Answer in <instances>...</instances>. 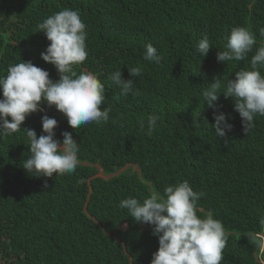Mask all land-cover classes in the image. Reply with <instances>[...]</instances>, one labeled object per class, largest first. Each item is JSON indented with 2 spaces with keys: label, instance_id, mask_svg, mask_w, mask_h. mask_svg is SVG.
<instances>
[{
  "label": "trees",
  "instance_id": "obj_1",
  "mask_svg": "<svg viewBox=\"0 0 264 264\" xmlns=\"http://www.w3.org/2000/svg\"><path fill=\"white\" fill-rule=\"evenodd\" d=\"M66 8L86 24L88 56L74 70L96 73L105 84L101 108L111 109L110 119L72 129L45 102L20 131L0 137V264H151L158 236L119 203L164 196L166 186L185 179L204 193L198 215L211 213L228 234L220 264H260L253 237L264 234V115L246 134L233 98L220 93L216 103L233 127L218 139L202 92L214 77L226 84L250 68L264 44V0H0V76L23 59L59 79L41 57L50 41L37 25ZM236 26L249 28L257 44L245 61L218 62ZM204 35L212 44L205 57L197 50ZM149 43L160 64L144 59ZM134 67L142 73L133 78ZM117 70L134 79L138 95L119 94L109 79ZM45 114L58 121L57 139L67 130L78 140L72 174L37 177L22 167L31 155L27 128L44 134ZM150 114L160 116L151 136Z\"/></svg>",
  "mask_w": 264,
  "mask_h": 264
},
{
  "label": "clouds",
  "instance_id": "obj_2",
  "mask_svg": "<svg viewBox=\"0 0 264 264\" xmlns=\"http://www.w3.org/2000/svg\"><path fill=\"white\" fill-rule=\"evenodd\" d=\"M37 27L50 41L41 57L55 66L59 79L54 82L47 70L32 61L22 59V62L9 65L7 74L0 76V137L20 131L26 117L40 111L45 102L63 113L72 129L92 122H108L111 109L101 108L106 99L105 84L96 73L83 71L78 74L74 70V66L82 64L88 56L86 24L81 14L66 8L45 18ZM259 33L264 37V27ZM256 44V36L249 28L233 27L227 36L225 50L217 53V61H245ZM211 46L209 37L204 35L197 50L205 57ZM145 47L144 59L160 64L162 56L157 48L151 43ZM261 69H264V44L252 55L250 68L237 71L226 84L216 76L202 92L205 103L213 109L215 122L212 126L218 139L227 137L233 127L216 103L220 93L233 98L246 134L254 126V118L264 115V74ZM129 71L134 78L141 75L142 68L134 67ZM109 79L119 87L121 96L126 97L130 92L134 96L139 94L133 91L134 79L122 78L121 70L112 72ZM222 87L224 91H221ZM159 119L156 114L148 115L147 135L153 134ZM41 122L44 134L39 137L35 130L27 128L31 155L22 162V167L37 177L74 173L80 162L78 140L67 130L62 133V140L57 139L58 121L47 114L41 117ZM139 125L143 130L145 121L141 120ZM164 194L159 196L153 192L142 202L128 197L119 203L134 221L150 225L153 235L158 236L159 246L151 264H220L228 234L222 222L211 213L206 217L198 215V201L204 193L194 191L185 179L166 186ZM260 223L264 225V218ZM253 239L260 264H264V234L256 233Z\"/></svg>",
  "mask_w": 264,
  "mask_h": 264
}]
</instances>
